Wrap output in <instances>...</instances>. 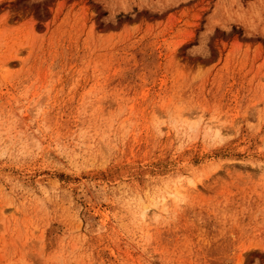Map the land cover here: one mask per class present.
Instances as JSON below:
<instances>
[{"label": "rangeland", "instance_id": "rangeland-1", "mask_svg": "<svg viewBox=\"0 0 264 264\" xmlns=\"http://www.w3.org/2000/svg\"><path fill=\"white\" fill-rule=\"evenodd\" d=\"M0 264H264V0H0Z\"/></svg>", "mask_w": 264, "mask_h": 264}]
</instances>
